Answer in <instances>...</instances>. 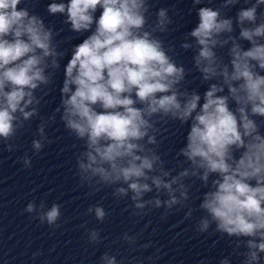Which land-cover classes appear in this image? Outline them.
Here are the masks:
<instances>
[{"label":"clouds","instance_id":"clouds-1","mask_svg":"<svg viewBox=\"0 0 264 264\" xmlns=\"http://www.w3.org/2000/svg\"><path fill=\"white\" fill-rule=\"evenodd\" d=\"M204 2L192 0L198 23L179 44L194 53L187 69L174 58L175 44L163 38L173 30L175 6L153 12V0H50V16H63L74 34H90L72 47L59 104L45 117L41 105L67 54L57 39L64 29L21 7L25 0H0V145L17 151L19 136L38 119L32 156L18 158L30 169L32 157L52 143L47 129L58 116L80 142L75 175L81 186L111 188L114 198L131 201L136 216L186 208L190 219L196 210L190 193L198 181L197 191H205L196 197L203 215L195 230H211L232 246L218 264L233 258L264 264V0H221L216 7L207 0L197 7ZM234 8L235 15H227ZM218 50H226L227 60ZM193 71L208 85L202 95L188 87ZM170 123L187 126L171 169L159 152ZM61 208L33 200L24 212L58 227ZM87 214L101 223L108 215L102 204ZM87 239L103 242L96 229ZM121 239L136 243L128 233ZM99 264L118 261L106 251Z\"/></svg>","mask_w":264,"mask_h":264}]
</instances>
